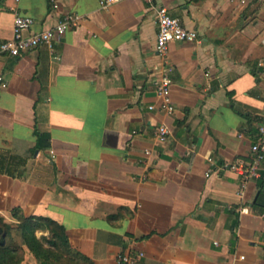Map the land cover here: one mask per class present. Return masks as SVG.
<instances>
[{"label": "crops", "instance_id": "crops-1", "mask_svg": "<svg viewBox=\"0 0 264 264\" xmlns=\"http://www.w3.org/2000/svg\"><path fill=\"white\" fill-rule=\"evenodd\" d=\"M98 1L0 0V42L11 37V6L34 31L82 17L54 55L0 54V215L16 207L56 220L94 264L140 252L137 264H264V162L242 194L225 166L250 158L264 113V6ZM159 5L198 33L167 48L172 113L151 71L162 62ZM161 124L164 141L153 135ZM121 207L131 217L109 220Z\"/></svg>", "mask_w": 264, "mask_h": 264}, {"label": "built area", "instance_id": "built-area-1", "mask_svg": "<svg viewBox=\"0 0 264 264\" xmlns=\"http://www.w3.org/2000/svg\"><path fill=\"white\" fill-rule=\"evenodd\" d=\"M18 2L19 0H15ZM121 0H99L98 4L100 8H106L112 3ZM149 3L152 0H146ZM241 4H247L249 2H256L264 6V0H238ZM15 11L14 21L12 22L11 37L0 42V54H8L11 56L19 57L23 53L32 50L37 47L45 48L49 54L54 55L56 53V43L58 39L65 33V31L76 27L81 21L82 17L74 13L64 14L55 25L50 28L34 31L31 29L33 24V18L30 16L16 13L15 6L10 7ZM156 22L157 33L155 40V51L160 63H156L152 66L151 71L157 73V77L154 81L155 91L160 99L161 109L166 113H172L174 110L171 95V76L172 67L168 65L164 60L169 43L178 42H193L198 40V33L193 29L185 28L177 17L171 16L168 9L164 5L156 7ZM264 63V61H261ZM0 84L4 86L6 82L0 75ZM150 109L153 106H149ZM169 134V129L166 125H157L153 129V135L160 141H164ZM251 156L248 160L239 159L232 164H225L226 167H230L239 175L240 189L239 193L242 194L246 186V183L251 178L261 177L260 170L262 169V163L264 162V113L262 120L257 126L254 140L250 146ZM211 162V159H208ZM240 213H247V207L238 208ZM264 218V214L262 215ZM264 253V243L262 246ZM143 256V253L138 254H119L116 258L118 264H137L139 258ZM240 259H244V255L239 256Z\"/></svg>", "mask_w": 264, "mask_h": 264}, {"label": "trees", "instance_id": "trees-1", "mask_svg": "<svg viewBox=\"0 0 264 264\" xmlns=\"http://www.w3.org/2000/svg\"><path fill=\"white\" fill-rule=\"evenodd\" d=\"M46 145L47 136L39 135ZM40 142H38V145ZM120 208L109 220L129 218L132 212ZM10 220L0 215V264H22L28 253L36 264H94L93 260L73 248L64 225L38 215L25 216L20 208H12ZM42 233L40 237L37 233Z\"/></svg>", "mask_w": 264, "mask_h": 264}, {"label": "rangeland", "instance_id": "rangeland-1", "mask_svg": "<svg viewBox=\"0 0 264 264\" xmlns=\"http://www.w3.org/2000/svg\"><path fill=\"white\" fill-rule=\"evenodd\" d=\"M41 235H42V233H40V232H39V233H37V236H38V237H40Z\"/></svg>", "mask_w": 264, "mask_h": 264}, {"label": "water", "instance_id": "water-1", "mask_svg": "<svg viewBox=\"0 0 264 264\" xmlns=\"http://www.w3.org/2000/svg\"><path fill=\"white\" fill-rule=\"evenodd\" d=\"M0 233H1V228H0Z\"/></svg>", "mask_w": 264, "mask_h": 264}]
</instances>
